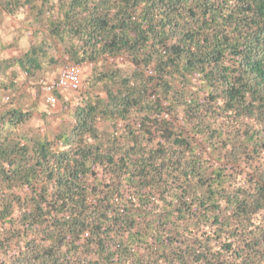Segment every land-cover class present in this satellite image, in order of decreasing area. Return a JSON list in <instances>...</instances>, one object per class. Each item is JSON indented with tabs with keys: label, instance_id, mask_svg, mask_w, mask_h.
I'll return each mask as SVG.
<instances>
[{
	"label": "trees",
	"instance_id": "16d2710c",
	"mask_svg": "<svg viewBox=\"0 0 264 264\" xmlns=\"http://www.w3.org/2000/svg\"><path fill=\"white\" fill-rule=\"evenodd\" d=\"M19 12L0 264H264V0H0ZM68 65L89 75L57 118L38 83Z\"/></svg>",
	"mask_w": 264,
	"mask_h": 264
},
{
	"label": "rangeland",
	"instance_id": "374dc122",
	"mask_svg": "<svg viewBox=\"0 0 264 264\" xmlns=\"http://www.w3.org/2000/svg\"><path fill=\"white\" fill-rule=\"evenodd\" d=\"M24 16H25V14L23 12H19L14 16H6V15L0 16V51L2 50V46L8 45L9 43H11V41H13L14 43L17 42L15 40L17 37L16 29L23 24ZM30 33H31V30L29 27H27L25 29L24 37L22 39H24V38L28 39ZM22 39H20L17 42L18 44L15 45L13 48H8V49L3 50V53H4L3 55L7 56V57H10L12 55H20L23 52L22 49H24L23 48L24 43L23 42L20 43V41ZM16 51H19V52H16ZM119 65H121L122 67L126 66L125 61L120 60ZM60 69L57 70L56 72L52 73L51 75H49V77L41 79L39 81L38 85H39V90H40L41 110L46 112V114H48V115H51V116L55 115V117H57V118L58 117L59 118H65L66 115L70 112V109L67 108L66 111H62V107H61L62 102L60 101L59 98H57L56 104H54V105L48 104L46 101V95L43 91L44 85L54 83V81L58 77ZM88 75H89V70L86 68L82 69V75H81V83L82 84L85 82ZM76 95L77 94H75L73 92H71V93H69V92L60 93V96H62L65 101H67V100L71 101L72 105L75 103L74 98L76 97ZM5 100H7V98ZM52 121H53L52 127H55L57 122L54 119ZM40 124L41 123L38 122L37 119H35L32 122L33 126H37Z\"/></svg>",
	"mask_w": 264,
	"mask_h": 264
},
{
	"label": "built area",
	"instance_id": "2783aa9c",
	"mask_svg": "<svg viewBox=\"0 0 264 264\" xmlns=\"http://www.w3.org/2000/svg\"><path fill=\"white\" fill-rule=\"evenodd\" d=\"M82 70L77 65H68L59 71L57 79L53 84H46L43 91L46 101L50 105L57 103V97L53 94L54 90L79 92L81 90Z\"/></svg>",
	"mask_w": 264,
	"mask_h": 264
},
{
	"label": "crops",
	"instance_id": "0c3cea01",
	"mask_svg": "<svg viewBox=\"0 0 264 264\" xmlns=\"http://www.w3.org/2000/svg\"><path fill=\"white\" fill-rule=\"evenodd\" d=\"M3 16H4V15H3ZM21 42L24 43V44H23V48H24V49H22V50L25 51V50L28 48V39H27V38H26V39L24 38V39H22V40L20 41V43H21ZM16 52H19V51H16ZM3 54H4V53H3V50H1V51H0V57H1V58H8L7 56H4ZM14 54H15V53H14ZM12 56H17V55H12ZM1 58H0V59H1Z\"/></svg>",
	"mask_w": 264,
	"mask_h": 264
}]
</instances>
